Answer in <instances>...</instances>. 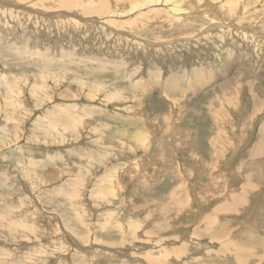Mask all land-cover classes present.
Returning a JSON list of instances; mask_svg holds the SVG:
<instances>
[{
  "label": "rangeland",
  "instance_id": "rangeland-1",
  "mask_svg": "<svg viewBox=\"0 0 264 264\" xmlns=\"http://www.w3.org/2000/svg\"><path fill=\"white\" fill-rule=\"evenodd\" d=\"M14 1H0V264H264V0H106L101 15L96 0ZM157 133L166 155L148 157Z\"/></svg>",
  "mask_w": 264,
  "mask_h": 264
},
{
  "label": "crops",
  "instance_id": "crops-1",
  "mask_svg": "<svg viewBox=\"0 0 264 264\" xmlns=\"http://www.w3.org/2000/svg\"><path fill=\"white\" fill-rule=\"evenodd\" d=\"M208 83V82H207ZM204 85H206V84H204ZM210 105V106H209ZM206 108H207V115L210 117V119H211V123H212V125L214 126V128H217V130H216V137L215 138H212V140H210V141H208V145L206 146V149L209 147V148H212V149H210L211 151H206V153H205V150H203V151H199L200 153H205V155H207V156H210L211 158V160H214L215 162H214V164H212L210 167H211V169H215V167H217L218 166V164H220L221 162L219 161L220 159L222 160L223 159V156H224V153H223V150L222 149H220V148H218L217 146H218V142H219V144L220 145H223V143H225V142H222V141H220V137H221V134L222 133H224V128L222 129V127L220 126V125H222V121H221V118H220V120L218 121L217 120V118H218V114H216V112L214 111V109H215V106H213L210 102H209V104H207L206 105ZM169 111H170V114L169 113H165L164 114V116H163V118H164V120H168L169 122H170V120H172V122H173V118L171 117L172 116V114H177V113H175L176 111H175V107H172V106H169V108H167ZM213 111V112H212ZM215 112V113H214ZM219 114H221V113H219ZM166 115V116H165ZM226 115H228L227 113H226ZM157 119V118H156ZM177 122H179L178 120L177 121H175L174 123H177ZM173 123H169V128H170V125H172ZM160 136V133H157V135L154 137V139L153 140H151V141H149V143H148V145L150 146L149 148H148V150H147V155H148V157L154 152L155 154H159V155H161V156H164V155H166V149H165V144H164V142L161 140V137H159ZM135 137H140V135H136ZM211 137H212V135L208 138V140L209 139H211ZM205 140H207V139H205ZM174 141H175V146H174V148H175V151L177 150V152H179V154H180V157H183V155L181 154L182 153V151H184L185 153H186V155H190L191 154V148L188 146V145H190L191 143H193V140H192V138H189V137H181V136H179V137H176L175 139H174ZM202 142L205 144V141L204 140H202ZM213 142V143H212ZM214 142L217 144H215L214 145ZM206 143H207V141H206ZM140 144H141V147L144 149V147H147V145H142V143L140 142ZM179 148V149H178ZM197 150V149H196ZM216 150H218L217 152H216ZM144 151H145V149H144ZM198 151V150H197ZM214 151V152H213ZM211 153H212V155H211ZM221 153V154H220ZM178 154V155H179ZM175 155H177V153L175 154ZM177 155V156H178ZM194 155H196L195 153H192L190 156H194ZM213 156L215 157V158H213ZM172 158H169V160H171ZM201 161H202V159L201 158H199ZM165 174H166V172H165ZM181 180V176H180V178H179V180L178 181H180ZM170 181H171V179H170ZM231 196H232V194H231ZM232 199H233V197H232ZM254 205V204H253Z\"/></svg>",
  "mask_w": 264,
  "mask_h": 264
},
{
  "label": "bare ground",
  "instance_id": "bare-ground-1",
  "mask_svg": "<svg viewBox=\"0 0 264 264\" xmlns=\"http://www.w3.org/2000/svg\"><path fill=\"white\" fill-rule=\"evenodd\" d=\"M0 1H2V0H0ZM4 1H6V5H7V3H10L11 5H13L14 6V0H9V1H7V0H4ZM35 1V0H34ZM41 1L42 0H40V2L39 3H35V4H33L34 5V8L35 9H39V7L41 6V7H43V5H42V3H41ZM48 1V0H47ZM65 1V3L67 4V3H69V2H71V1H73V0H64ZM83 0H78V2L80 3V2H82ZM89 1V0H88ZM90 1H93V0H90ZM123 1L124 0H116V2H118L119 4H122L123 3ZM145 1V0H144ZM151 1H153V0H151ZM185 2H187V4H185L184 5V7H182V9L184 10V11H186L187 12V8H189V10L191 9V7H189L190 6V3L192 2V0H184ZM22 2V1H21ZM61 2V1H60ZM86 2H87V0H86ZM95 2V6H93V7H91L90 9H91V11H90V9H84L83 10V12L84 13H86V12H88V11H90V12H96L98 15L100 14H105L106 12H108L107 11V1L106 0H96V1H94ZM164 2L167 4V3H169V1L168 0H164ZM53 3L55 4V6H56V4H58V2L57 1H53ZM64 3V4H65ZM84 4H85V2H83ZM89 3V2H88ZM131 3V2H130ZM135 3V2H134ZM141 3V2H140ZM154 2H152V4H153ZM84 4H82L81 3V5H82V7L84 8ZM90 5L92 4V2H90L89 3ZM132 4V3H131ZM138 4V3H137ZM159 4H161V3H159ZM30 5V4H29ZM86 6H88L87 5V3L85 4ZM155 5V4H154ZM157 5H158V3H157ZM164 5V4H163ZM192 5H194V4H192ZM198 5V4H197ZM203 5H204V7H203V11H206V12H204V13H208V15H210V6L208 5V4H204L203 3ZM67 6V5H66ZM133 6V5H132ZM132 6L131 7H129V8H132ZM149 6V5H148ZM2 7V6H1ZM47 7V6H46ZM61 8V6L59 5L58 6V8ZM113 7V6H112ZM136 7H138L137 5H136ZM171 7H172V9L174 10V8L176 9V10H178V6H176V5H173V4H171ZM18 9H19V7H17ZM79 8V7H78ZM85 8H87V7H85ZM147 8V7H146ZM159 8V7H158ZM213 8V7H212ZM11 9H13V8H11ZM21 9V8H20ZM48 9V8H47ZM112 9V8H111ZM136 9V8H135ZM135 9H134V11H135ZM149 9V8H148ZM200 9V8H199ZM7 10V9H6ZM129 10V9H128ZM127 10V11H128ZM133 10V9H132ZM138 10V9H137ZM197 10V9H196ZM14 11H15V9H14ZM45 11V10H44ZM161 11V10H160ZM199 11V10H198ZM202 11V10H201ZM214 11V10H213ZM112 12V14L111 15H113V13H117V11H114V10H112V11H110V13ZM181 12H183V11H181ZM192 11H190V13H191ZM215 12V11H214ZM39 13V12H38ZM48 13V12H47ZM68 13V12H67ZM125 13V11H123V12H121V14H124ZM128 13V12H127ZM144 13V12H143ZM189 13V14H190ZM203 13V14H204ZM121 14H119L118 13V15H121ZM140 14V13H139ZM192 14V13H191ZM196 14V13H195ZM29 15V14H28ZM32 15V14H31ZM117 15V16H118ZM56 16V15H55ZM63 17V16H62ZM41 18V17H40ZM93 18V17H92ZM132 18V17H131ZM137 18V17H136ZM210 18H212L211 16H210ZM130 19V18H129ZM133 19V18H132ZM131 19V20H132ZM135 19V18H134ZM175 20V19H174ZM80 21V20H79ZM173 22V21H172ZM132 23V22H131ZM130 24V23H129ZM131 25V24H130ZM132 25H133V23H132ZM210 27H214L213 25H211ZM185 36V35H184ZM191 36V35H190ZM166 47V46H165ZM99 68V67H98ZM100 69V68H99ZM1 70V69H0ZM115 70V69H114ZM66 71V70H65ZM120 72V71H119ZM123 74V73H122ZM192 74V73H191ZM200 74V73H199ZM115 75V74H114ZM177 75V74H176ZM4 76V75H3ZM118 76V75H117ZM184 76V75H183ZM194 76V75H193ZM172 77H174V76H172ZM196 77L197 78H194L196 81H198L199 82V84H201V87L204 85V83H206V81H208L209 79L208 78H205L206 80H203L202 79V75H201V77L198 75V74H196ZM214 77V76H213ZM74 79V78H73ZM177 80V79H176ZM176 80L175 79H173V78H170L169 80L167 79L166 80V82H164L165 84L163 85V88H164V93H166L165 91H171V92H174L176 89H178L177 88V83H176ZM154 80H147V81H145V86H144V89L145 90H150L151 88H153V87H155V86H157V85H155V83L153 82ZM156 81V80H155ZM162 81V80H161ZM179 81V80H178ZM193 81V80H192ZM216 81V80H215ZM195 82V81H194ZM189 83H191L190 81H188V84ZM139 85V84H138ZM159 85V84H158ZM190 85H193V84H190ZM197 85V84H196ZM143 86V85H142ZM185 86V85H184ZM198 86V85H197ZM196 86V87H197ZM137 87V86H136ZM198 88V87H197ZM203 88V87H202ZM92 89V88H91ZM179 89H181V88H179ZM193 89V88H192ZM103 90V89H102ZM89 91H90V88H89ZM88 91V92H89ZM182 91V90H181ZM186 91V90H185ZM171 92H167L169 95H171ZM113 96V95H112ZM119 96H120V94H119ZM140 96V95H139ZM227 96V95H226ZM94 97V96H93ZM97 97V96H96ZM121 98V97H120ZM177 98L179 99V97L177 96ZM230 98H231V96H230ZM226 99V98H225ZM224 99V100H225ZM138 100V99H137ZM231 100V99H230ZM229 100V101H230ZM228 101V102H229ZM233 101V100H232ZM137 102V101H136ZM140 102H141V100H140ZM140 102H138V103H140ZM225 102H227V100L225 101ZM232 103H234V102H232ZM228 104V103H227ZM141 105V104H140ZM210 106V105H209ZM222 106V105H221ZM124 108V107H123ZM258 109V108H257ZM213 112V111H212ZM215 113V112H214ZM217 114V113H216ZM118 115V114H117ZM166 116V115H165ZM174 116V115H173ZM226 116V115H225ZM172 117V116H171ZM175 119V118H174ZM64 128V127H63ZM70 128V127H69ZM262 128V127H261ZM54 130V129H53ZM47 132V131H46ZM53 132H55V131H53ZM52 133V132H51ZM59 135V134H58ZM213 143V142H212ZM217 143V142H216ZM215 142H214V145L216 144ZM217 145V144H216ZM109 147V146H108ZM257 147V146H256ZM218 150H216V152H217ZM214 152V151H213ZM224 153V152H223ZM221 154V153H220ZM101 155V154H100ZM104 155V154H103ZM212 155V154H211ZM138 158V157H137ZM123 159V158H122ZM34 161V160H33ZM139 165V164H138ZM137 165V166H138ZM140 167V166H139ZM143 167V166H142ZM176 171V170H175ZM180 195V194H179ZM178 195V196H179ZM180 197V196H179ZM179 202V201H178ZM174 205V204H173ZM254 208V207H253ZM255 210V209H254ZM252 212V211H251ZM253 214V213H252ZM253 219H254V217H253ZM184 233V232H183ZM217 234V233H216ZM214 237H216V236H214ZM180 238V237H179ZM82 240V239H81ZM160 240V239H159ZM85 242V241H84ZM184 242V241H183ZM179 244V243H178ZM182 244V243H181ZM160 245V244H159ZM161 246V245H160ZM179 246V245H178ZM75 247V246H74ZM243 247V246H242ZM149 248V247H148ZM164 248V247H163ZM166 248V247H165ZM222 248H223V246H222ZM228 248V247H227ZM176 249V248H175ZM174 249V250H175ZM226 250V249H225ZM117 251V250H116ZM162 251V250H161ZM175 252V251H174ZM142 254V253H141ZM160 254H162L161 252H160ZM234 254V253H233ZM163 255L165 256V255H167V251L166 252H164L163 253ZM259 255V254H258ZM169 256V255H168ZM167 256V257H168ZM143 257H145L147 260H150V254H148V253H145V254H143ZM160 257V256H159ZM255 257V256H254ZM101 259H108V256H105V255H103L102 254V256L100 257ZM153 259V258H152ZM151 259V260H152ZM151 260H150V262H151ZM197 261V260H196ZM217 261V260H216ZM218 262V261H217ZM225 262H227V261H225ZM228 263V262H227ZM237 263V262H236Z\"/></svg>",
  "mask_w": 264,
  "mask_h": 264
}]
</instances>
